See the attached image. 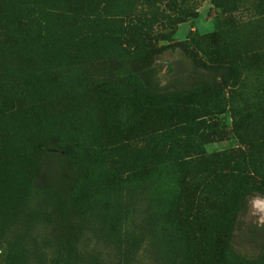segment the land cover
<instances>
[{"label": "rangeland", "instance_id": "rangeland-1", "mask_svg": "<svg viewBox=\"0 0 264 264\" xmlns=\"http://www.w3.org/2000/svg\"><path fill=\"white\" fill-rule=\"evenodd\" d=\"M230 152L225 242L264 264L263 0H0V264H204L176 184Z\"/></svg>", "mask_w": 264, "mask_h": 264}, {"label": "trees", "instance_id": "trees-1", "mask_svg": "<svg viewBox=\"0 0 264 264\" xmlns=\"http://www.w3.org/2000/svg\"><path fill=\"white\" fill-rule=\"evenodd\" d=\"M232 2L233 0H214L216 6L221 9L226 8ZM225 12L229 13V11ZM222 69L231 79H235L237 76L230 60L227 61V66H222ZM195 103L193 109H189L186 102L177 103L172 101L167 107H164L166 109L162 114H159L160 120L158 119L157 122H167L170 128H178L182 124L181 129L184 132V137L196 136L199 139L205 138L208 136V132L207 135H204L202 129L204 120L200 119L201 115L199 113L205 107H210L205 102H203L204 104ZM154 108L157 109L156 106ZM173 117L179 119L180 122L178 124L170 123ZM50 150L51 153L48 152V155L55 159L57 170L62 171L68 160L65 151H60V149L57 150L53 147ZM230 153L223 156L216 154L207 161V166H210V168L207 170V167L205 172L201 174L202 182L204 178V180L208 181V185L198 181L196 174L189 176L187 179L180 178L176 184L178 206H183L182 214L186 212L184 214L186 226L194 227L198 233L199 251L197 252L202 256V263L204 264H251V262H245L240 259L225 242L228 237L226 230L229 228L231 216L238 203L239 195L235 186L226 188L222 186V183L231 179L232 184H234L236 178H238V181L241 179L239 166L232 157V152ZM198 161H201L200 163L197 162L199 165L201 164V168L205 166V157L199 156ZM65 181L66 183L68 182L67 176H65ZM207 186L209 187L205 190L204 188ZM63 192L60 191L59 194L62 196L67 195V193ZM180 216L178 215L177 217Z\"/></svg>", "mask_w": 264, "mask_h": 264}]
</instances>
